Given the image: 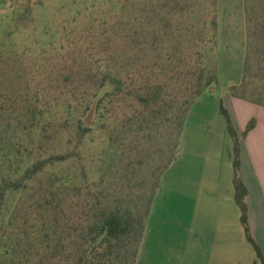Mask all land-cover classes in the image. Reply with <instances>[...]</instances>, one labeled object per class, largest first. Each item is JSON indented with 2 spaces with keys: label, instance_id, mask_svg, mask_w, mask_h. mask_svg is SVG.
Here are the masks:
<instances>
[{
  "label": "rangeland",
  "instance_id": "obj_1",
  "mask_svg": "<svg viewBox=\"0 0 264 264\" xmlns=\"http://www.w3.org/2000/svg\"><path fill=\"white\" fill-rule=\"evenodd\" d=\"M205 6L204 0H0V122L12 130L28 100L46 103L55 108V121L67 118L75 138L72 122L79 116L88 118L83 114L85 102L102 93L93 94L94 72L109 70L121 76L128 71L140 87L167 82L170 75L162 69L169 70L178 58H184L178 63L184 79L189 72L185 58H190L184 35L192 24L208 18ZM215 8L217 83L190 106L176 162L170 164L169 159L176 151L173 118L181 102L153 110L142 106L136 94L123 100L119 93L106 101L101 114H91L92 121H86L89 131L74 168L83 166L85 184L61 204L65 224L60 229L63 246L58 257L69 252L74 259L83 251L92 253L97 245H89L88 226L98 221L101 212L114 210L133 216L132 232L114 247H98L104 253L100 264H132L135 233L160 175L165 176L169 205L175 214L181 211L183 161L201 120L209 132L224 140V160L232 162L233 144L219 102L239 123L245 111L238 110L233 98L246 99L231 87L241 93L247 55L254 65L250 74L258 72L259 62L264 65V0H216ZM248 40L253 43L250 51ZM254 87L249 83L245 94ZM175 93V87H170L166 98ZM68 104L71 108L66 109ZM136 114L142 123L129 121ZM244 130L241 137L246 136ZM26 134L21 131L18 141L29 144ZM32 134L39 136L38 130ZM10 161L16 165L14 159ZM62 169L58 168V174ZM17 197L18 193L5 190L0 232L2 217L12 211Z\"/></svg>",
  "mask_w": 264,
  "mask_h": 264
},
{
  "label": "trees",
  "instance_id": "obj_2",
  "mask_svg": "<svg viewBox=\"0 0 264 264\" xmlns=\"http://www.w3.org/2000/svg\"><path fill=\"white\" fill-rule=\"evenodd\" d=\"M204 2L206 3L204 11L208 18L192 24L184 35L189 45L190 57L185 58L188 62L189 72L184 79L181 76L180 64H178L184 58H178L179 60L172 63L173 67L169 70L162 69L163 74L167 72L170 75L167 82H147L140 87L136 86L134 77L128 71H125L123 75L121 73V76L112 74L109 70L94 72L95 74H91L95 77L93 84L95 92L93 94L96 96L98 92L102 91V93L96 98L93 97V100L85 102L83 114L85 116L88 114V118L84 120L79 116L76 121L72 122L75 138L70 135L71 130L68 128L70 124L66 122L67 118L63 120L64 122L55 121V108L51 109L52 105L46 103L34 104L33 102L31 104V101L28 100L25 111L16 115L15 127L12 130H8V123L3 126L0 122V205L4 201L6 189L18 193L12 211L6 217H2L4 225L0 232V264H47V262L51 264H100V258L104 253L98 247L107 249L114 247L132 232L134 220L131 214L114 210L101 212L98 221L88 226L89 245H93V243L97 245L92 253L83 251L74 259H71L69 252L58 257V251L63 246L60 229L65 224L62 223L60 207L64 201L71 200L73 192L83 186L82 183L85 184L86 177L83 166L74 168L81 159L80 146L83 137L89 131L86 123L92 121L91 114H101V109L106 101H111L119 93L123 100H128L133 94H136L142 106L153 110L181 102L173 118L177 144H175L176 151L169 162H172L179 153V139L190 106L196 97L217 83L216 0H204ZM262 28H264L263 23ZM249 40L247 49L250 51L253 43ZM128 43L127 38L126 45H129ZM248 57L249 55H247L243 66L244 78L241 83V93L235 91V86H232L231 89L238 97L264 106V65L259 62L256 70L258 72L250 74L249 71L254 68V65L250 64V61L248 62ZM166 58L168 59L169 56ZM171 58L173 57L171 56ZM170 72L172 73L170 74ZM249 83L255 85L254 89L250 90L251 98L245 94ZM107 87L109 88L107 89ZM170 87H175L176 93L172 97L166 98ZM163 92H166V95L162 96ZM65 108L69 109L71 105L68 104ZM219 111L225 117L227 131L233 144L234 198L240 209L241 224L247 240L255 249L256 257L261 264H264L260 249L252 239L247 225V207L244 202L247 189L240 176V137L221 99ZM138 117L137 114L130 116L129 121L142 123V120H137ZM254 124L255 120L250 119L243 135L252 129ZM33 130H38L39 136L35 137L32 134ZM21 131L27 133V143L29 144L18 141L20 137L18 134ZM12 159L16 163L15 166L10 161ZM60 166H64L65 169H62L58 174ZM10 174L16 176L12 177ZM160 178L161 175L149 198L143 220L135 233L136 245L132 264L135 262L149 207Z\"/></svg>",
  "mask_w": 264,
  "mask_h": 264
},
{
  "label": "crops",
  "instance_id": "obj_3",
  "mask_svg": "<svg viewBox=\"0 0 264 264\" xmlns=\"http://www.w3.org/2000/svg\"><path fill=\"white\" fill-rule=\"evenodd\" d=\"M233 99L238 110L245 111L239 123L231 110L230 117L240 137V176L247 189V225L264 259V106ZM250 119L255 124L241 137ZM184 135L185 127L180 146ZM212 135L203 120L196 124L189 142L190 153L183 161L181 211L177 214L169 205L165 176L160 178L134 264H261L241 224L234 198L232 162L226 164L224 160L226 143ZM211 152L215 155L211 156ZM176 160L177 157L170 164Z\"/></svg>",
  "mask_w": 264,
  "mask_h": 264
}]
</instances>
